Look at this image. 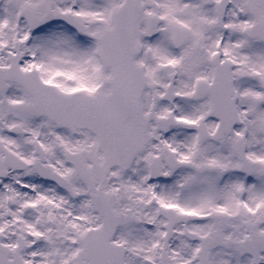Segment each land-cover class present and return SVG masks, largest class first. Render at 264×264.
Wrapping results in <instances>:
<instances>
[{"label": "snow or ice", "instance_id": "1", "mask_svg": "<svg viewBox=\"0 0 264 264\" xmlns=\"http://www.w3.org/2000/svg\"><path fill=\"white\" fill-rule=\"evenodd\" d=\"M0 264H264V0H0Z\"/></svg>", "mask_w": 264, "mask_h": 264}]
</instances>
